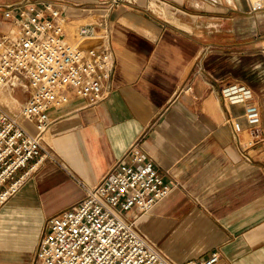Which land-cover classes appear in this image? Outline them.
<instances>
[{
	"label": "crops",
	"instance_id": "crops-1",
	"mask_svg": "<svg viewBox=\"0 0 264 264\" xmlns=\"http://www.w3.org/2000/svg\"><path fill=\"white\" fill-rule=\"evenodd\" d=\"M26 2L63 8L71 42L101 13L96 0H0V32ZM149 2L126 0L109 14L107 96L48 110L41 145L52 158L0 208V264H34L46 220L85 196L74 177L96 185L132 146L175 185L150 211L124 216L172 262L217 250L215 264H264V139L244 149L225 122L238 119L247 140L244 105L231 101L244 89L264 137V0H158L157 11ZM14 94L17 104L27 96Z\"/></svg>",
	"mask_w": 264,
	"mask_h": 264
},
{
	"label": "built area",
	"instance_id": "built-area-1",
	"mask_svg": "<svg viewBox=\"0 0 264 264\" xmlns=\"http://www.w3.org/2000/svg\"><path fill=\"white\" fill-rule=\"evenodd\" d=\"M125 4L96 0L101 13L96 22L75 29L76 42L67 39L64 9L50 2L18 6L10 28L0 32V208L34 164L51 157L41 145L51 124L48 110L74 97L95 103L107 96L114 64L109 14ZM157 5L158 0H150L147 7L157 11ZM16 89L27 94L18 110L1 101V96L15 100ZM238 92L230 97L244 105L247 140L241 143L238 138L244 130L238 119L229 116L225 122L232 126L237 144L247 149L264 139L261 116L257 105L245 102L249 92ZM21 119L31 122L34 131ZM74 179L85 196L46 220L34 264H176L124 216L131 209L150 211L175 185L163 180L150 158L132 146L96 185ZM218 259L219 252L213 250L182 264H215Z\"/></svg>",
	"mask_w": 264,
	"mask_h": 264
},
{
	"label": "rangeland",
	"instance_id": "rangeland-1",
	"mask_svg": "<svg viewBox=\"0 0 264 264\" xmlns=\"http://www.w3.org/2000/svg\"><path fill=\"white\" fill-rule=\"evenodd\" d=\"M1 101L5 102L9 107L15 108L17 110L19 109V105L17 103H14L10 98L1 96Z\"/></svg>",
	"mask_w": 264,
	"mask_h": 264
}]
</instances>
